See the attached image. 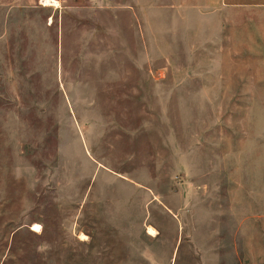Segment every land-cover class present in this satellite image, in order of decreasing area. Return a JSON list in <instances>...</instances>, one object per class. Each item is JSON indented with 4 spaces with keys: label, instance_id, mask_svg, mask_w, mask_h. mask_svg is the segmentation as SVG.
<instances>
[{
    "label": "rangeland",
    "instance_id": "obj_1",
    "mask_svg": "<svg viewBox=\"0 0 264 264\" xmlns=\"http://www.w3.org/2000/svg\"><path fill=\"white\" fill-rule=\"evenodd\" d=\"M0 264H264V0H0Z\"/></svg>",
    "mask_w": 264,
    "mask_h": 264
},
{
    "label": "bare ground",
    "instance_id": "obj_2",
    "mask_svg": "<svg viewBox=\"0 0 264 264\" xmlns=\"http://www.w3.org/2000/svg\"><path fill=\"white\" fill-rule=\"evenodd\" d=\"M31 229L34 230V231H39V229H40V225L37 224V223H34L33 226L31 227ZM148 232H149L150 234H153V233H154V230H153L152 228H149V229H148Z\"/></svg>",
    "mask_w": 264,
    "mask_h": 264
},
{
    "label": "snow or ice",
    "instance_id": "obj_3",
    "mask_svg": "<svg viewBox=\"0 0 264 264\" xmlns=\"http://www.w3.org/2000/svg\"><path fill=\"white\" fill-rule=\"evenodd\" d=\"M53 2H55V0H53Z\"/></svg>",
    "mask_w": 264,
    "mask_h": 264
}]
</instances>
